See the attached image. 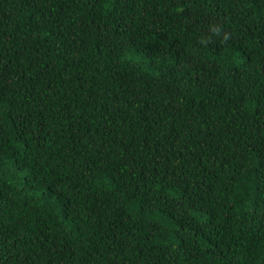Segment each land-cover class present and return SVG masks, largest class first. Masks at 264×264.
<instances>
[{"label": "trees", "instance_id": "1", "mask_svg": "<svg viewBox=\"0 0 264 264\" xmlns=\"http://www.w3.org/2000/svg\"><path fill=\"white\" fill-rule=\"evenodd\" d=\"M0 264H264V0H0Z\"/></svg>", "mask_w": 264, "mask_h": 264}, {"label": "clouds", "instance_id": "2", "mask_svg": "<svg viewBox=\"0 0 264 264\" xmlns=\"http://www.w3.org/2000/svg\"><path fill=\"white\" fill-rule=\"evenodd\" d=\"M211 31H212L213 33H217V32H219V28L216 27V26H213V27L211 28Z\"/></svg>", "mask_w": 264, "mask_h": 264}]
</instances>
